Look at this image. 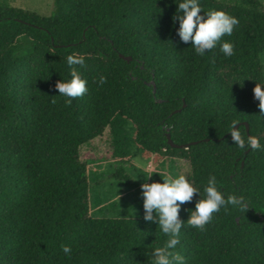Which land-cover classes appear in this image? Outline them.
Instances as JSON below:
<instances>
[{"label":"trees","instance_id":"obj_1","mask_svg":"<svg viewBox=\"0 0 264 264\" xmlns=\"http://www.w3.org/2000/svg\"><path fill=\"white\" fill-rule=\"evenodd\" d=\"M199 2L238 19L221 38L232 56L220 43L199 55L180 42L172 0H55L50 16L0 3V264H154L169 237L144 209L90 213L81 153L107 132L116 175L140 156L154 163L144 181L158 182L161 166L183 160L201 196L214 176L225 198L240 199L203 229L187 223L199 195L181 205L170 251L184 264H264V147L241 149L229 133L235 121L264 145L253 91L264 82V2ZM68 55L85 60L72 66L87 81L81 97L56 88L70 79Z\"/></svg>","mask_w":264,"mask_h":264},{"label":"clouds","instance_id":"obj_2","mask_svg":"<svg viewBox=\"0 0 264 264\" xmlns=\"http://www.w3.org/2000/svg\"><path fill=\"white\" fill-rule=\"evenodd\" d=\"M177 5L173 16V22H179L176 34L180 42L189 44L199 55L216 47L220 43V51L226 56H232L234 45L228 41H221L225 35H231L234 27L239 23L238 19L222 10L203 11L199 0H172ZM67 64L70 71V79L59 81L56 88L60 95L66 98L83 96L87 91V81L82 79L80 73L72 67L83 66L84 57L68 55ZM105 82L101 77L100 84ZM255 98L259 101L261 114L264 115V82H259L253 89ZM71 103V99H68ZM234 121L230 126V135L233 143L239 148L258 150L264 147L256 136H245ZM150 175L149 177H151ZM143 195L144 220L158 223L161 231L169 237L163 248L154 249L152 255L154 264H184V257L179 253L170 251L179 243L181 228L184 224L179 218L181 205L191 202L194 195L200 199L195 203V208L190 210L187 223L197 229H203L213 217L214 213L226 208L227 205H240L241 201L235 195L222 193L216 186V178L210 177L204 187L203 196L200 190L193 186L192 182L183 174L175 178L163 179V182L143 183L141 185ZM179 202V203H178ZM155 214V215H154ZM65 254L71 253L69 246H62Z\"/></svg>","mask_w":264,"mask_h":264},{"label":"rangeland","instance_id":"obj_3","mask_svg":"<svg viewBox=\"0 0 264 264\" xmlns=\"http://www.w3.org/2000/svg\"><path fill=\"white\" fill-rule=\"evenodd\" d=\"M264 2V0H261ZM12 7L35 12L42 16H50L54 9L55 0H0ZM27 39L21 38L20 43ZM264 64V54L261 56ZM110 135L94 143V147L86 146L82 149V158L89 160L88 181L90 185V213L93 216H117L123 218H137L143 210V195L141 185L150 183L144 181L145 173L152 171L154 163L151 159L137 156L134 159V168L123 165L124 175H116V166L112 161ZM103 157L104 159H96ZM93 159V160H90ZM159 170L158 182H163L161 176L175 178L185 175L191 181V171L188 163L183 160L166 162ZM148 177V176H147Z\"/></svg>","mask_w":264,"mask_h":264},{"label":"water","instance_id":"obj_4","mask_svg":"<svg viewBox=\"0 0 264 264\" xmlns=\"http://www.w3.org/2000/svg\"><path fill=\"white\" fill-rule=\"evenodd\" d=\"M121 57L122 58H124L125 60H127V61H129L131 58L130 57H125V56H123V55H121ZM238 125H236V127H237ZM168 142H169V144L170 145H172L173 147H176V146H179V145H176V144H174L173 143V141L171 140V138H170V135H168ZM182 145H180L179 147H181Z\"/></svg>","mask_w":264,"mask_h":264}]
</instances>
